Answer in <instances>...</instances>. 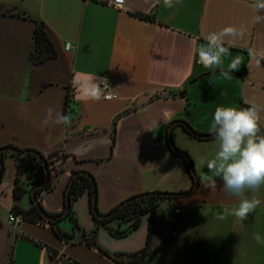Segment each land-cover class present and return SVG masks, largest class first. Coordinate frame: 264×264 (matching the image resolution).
I'll return each instance as SVG.
<instances>
[{
	"label": "crops",
	"instance_id": "1",
	"mask_svg": "<svg viewBox=\"0 0 264 264\" xmlns=\"http://www.w3.org/2000/svg\"><path fill=\"white\" fill-rule=\"evenodd\" d=\"M107 1L0 0V148L32 149L44 156L58 152L52 157L51 187L38 199L49 213L62 211L70 175L78 169L95 178L101 214L134 195L188 190L192 176L185 157L168 143L169 124L177 121L172 132L188 123L199 133H211L217 107H247L254 104L251 94L264 90V61L257 66L247 53L253 46L264 49V20L254 23L256 15L264 17V10L253 7L256 0H181L173 8L163 0H125L121 9ZM36 24L43 26L56 56L32 64ZM229 25L245 31L223 60L227 68L232 58H242L232 80L221 77L219 70L212 74L196 61L197 47L206 35ZM67 42L72 45L69 50L64 48ZM99 79L110 81L117 98L92 101L84 96L88 82ZM231 84L237 85L235 95ZM185 86V96L148 101L152 95L176 93ZM49 107L70 115V126L50 123L42 130ZM260 124L264 127V117ZM12 153H3V159L9 156L11 195L0 199V264H56L43 247L61 253L69 264H125L88 245L84 237L69 241L75 231L69 217L56 223L68 239L57 236L46 218L23 219L13 230L8 221L12 206L27 209L33 199L27 175L20 181L26 192L18 200L13 197L19 160ZM257 195L264 201V191ZM166 198L176 200L170 213L163 214L156 204L141 214L137 228L121 236L109 228L125 229L131 220L113 218L97 224L87 190L73 202L72 214L81 232L97 228V243L109 253H131L148 244L147 256L137 264H264V242L255 240L256 234L264 240V203L243 222L231 215L217 219L224 211L215 204L227 202L231 210L239 203L223 191L220 178L215 191L200 180L193 192L158 201Z\"/></svg>",
	"mask_w": 264,
	"mask_h": 264
},
{
	"label": "clouds",
	"instance_id": "2",
	"mask_svg": "<svg viewBox=\"0 0 264 264\" xmlns=\"http://www.w3.org/2000/svg\"><path fill=\"white\" fill-rule=\"evenodd\" d=\"M181 0H163L168 8L175 7ZM255 9L264 10V0H256L253 5ZM264 17L256 15L254 23H259ZM245 35L243 28L229 25L218 32H209L205 37V42L197 47L199 63L215 74L219 70V75L227 80H232V73L239 71L242 65V58L236 56L231 59L227 68L223 67V60L230 56V49L235 47V41ZM248 56L253 59L257 66L264 61V49L249 47ZM99 79L96 83L89 81L83 88L84 96L92 101L112 98L105 93L108 83L101 87ZM261 108L257 104L248 107H217L213 114L210 131L218 141V151L213 159L208 161L207 168L210 175L203 177L204 187L215 191L217 188V178L223 181V191L229 197L239 199L238 206L231 210L225 209L223 214L216 216L219 220H224L227 216H234L243 222L247 220L264 201L257 193L264 186V130L261 129ZM72 117L62 114L49 107L46 116L41 121L40 127L43 130L50 123L70 126ZM251 193L249 198L248 194ZM257 243H262L261 236L255 235Z\"/></svg>",
	"mask_w": 264,
	"mask_h": 264
},
{
	"label": "trees",
	"instance_id": "3",
	"mask_svg": "<svg viewBox=\"0 0 264 264\" xmlns=\"http://www.w3.org/2000/svg\"><path fill=\"white\" fill-rule=\"evenodd\" d=\"M55 56H56V51L51 41L49 40L43 26L41 24H36L32 34V44L29 54L31 63L38 64L44 62L48 58H53ZM186 92H187V88L185 86L178 93H180V96H185ZM66 103H67V95H66L65 104ZM182 128L185 132H187L191 136L198 139H202L196 136V133L198 132L195 129L192 128L188 130L185 127ZM38 153L41 156L45 157L47 166L49 168H50V164L52 163V157L58 154V152L56 151L46 156H44L40 152ZM11 155L14 156L17 160H19V163L17 164L15 177L13 179V187H12L13 197L15 198V200H18L19 198H21L23 193L26 192L25 186L23 185V183L20 182L22 175H27L30 179H32V181L30 182L31 187L39 183L44 178L43 159L42 157L34 153H26V154L12 153ZM184 162H185V167L190 174L189 164L186 160H184ZM28 172L31 173L32 175L30 176L29 174H27ZM69 185H70L69 197H68L69 201L67 203L66 198L64 197V206L62 211H64L67 208V206H69V209L66 215L63 217H69L73 223V226L78 227L76 218L72 214V205L73 202L77 199V197L83 191L87 190L89 193L90 211L97 224H105L108 222V220H111L113 218H120L121 220H131V223L125 229L119 230V229L109 228V231L115 236L124 235L127 232L137 228L140 223L141 214L147 211H152L156 206L157 201L161 198L156 196L139 197L120 207L122 203L136 196L134 195L120 202L115 207L110 209L109 212L105 213V214H109L114 210L118 209L116 212H114L113 215L107 217H98L97 216L98 210L97 212L95 210L97 208L96 206L97 187L93 175L85 170H81V169L75 170L70 175L68 185L65 189V194ZM50 187H51V181L49 179L42 187L37 188L35 191L37 199H39V194L42 191L49 190ZM11 211L13 213H21L24 219L32 220V221L35 220L38 221L44 218V216L41 214V211H44L46 214L52 216H56L62 212L61 211L59 213H49L41 207L39 201L37 202L33 201L31 206L28 207L27 209H22L17 204H14L11 208ZM59 219L48 220L49 226L51 227V229H53V231L57 234V236H59L62 239H68L69 235L66 232L62 231L56 224L59 221ZM82 232L84 234V238H83L84 242H86L90 246L97 248L101 253L109 256L110 258H112L113 260L119 263H125V264L138 263L142 261L149 252V245L146 244L143 248L131 253H124V252L109 253L107 250L102 248L97 243L96 240L97 228H94L90 231L82 230ZM151 232H152V222L150 223L148 229V235H150Z\"/></svg>",
	"mask_w": 264,
	"mask_h": 264
},
{
	"label": "rangeland",
	"instance_id": "4",
	"mask_svg": "<svg viewBox=\"0 0 264 264\" xmlns=\"http://www.w3.org/2000/svg\"><path fill=\"white\" fill-rule=\"evenodd\" d=\"M194 85H195V83H194ZM230 86L233 88L234 95H235V90L237 89V85L233 86V84H231ZM198 88L199 87H197L196 90H198ZM261 90L262 91L261 92L259 91V93H257V91H256L253 94H251V99L253 100V102L255 104L260 106V108H261L260 115H261V118H263L264 117V90L263 89H261ZM236 95H239V94L236 93ZM236 101L239 102L240 99L238 98ZM247 105L250 106L252 104H247ZM261 127L264 129V127L262 125H261ZM184 133H185L184 130L180 126H177L172 132V134H173L172 137H173L175 145L178 148L187 152L190 155V157L192 158L194 169H195V172L198 176V180H199V184H200V180L202 181L203 177H205L206 175H210L209 172L204 171L203 165L206 162L205 159L207 160L209 158L208 160L210 161L211 159L214 158L216 152L218 151V141L216 140L215 137L214 138H208V139H198V138L191 136L190 134H184ZM6 157H7L6 160H8L9 156H6ZM6 160H5V158L3 159L4 167H3L2 180L0 183V189L7 190L8 193L3 194L1 192L2 190H0V199L1 200L5 199L7 194L11 195V192L9 191L10 183H7V178H8L9 171H10L9 170L10 164H9V161H6ZM200 176H202V177H200ZM192 181H193V179H192ZM192 186H193V183H192ZM260 190L264 191V186H262L260 188ZM216 199H217V197L215 196V200ZM173 201H176V200H173L170 198L160 200V201H158L156 208L159 211H162L163 214L170 213V211L173 210V204H172ZM214 206L219 208V210H221V211H224L225 209L229 208V205L227 202H223L221 205L215 204Z\"/></svg>",
	"mask_w": 264,
	"mask_h": 264
},
{
	"label": "water",
	"instance_id": "5",
	"mask_svg": "<svg viewBox=\"0 0 264 264\" xmlns=\"http://www.w3.org/2000/svg\"><path fill=\"white\" fill-rule=\"evenodd\" d=\"M179 96H180V93H178V92H176V93L165 92V93H159V94L152 95L148 99V101H152V100H155V99H158V98H165V99L171 98V99H173V98H177ZM129 110H131V109H129ZM126 112H128V111H124L123 113H126ZM176 122L177 121H172L169 124V126H168V133H167L168 143H169L170 147L175 152H178L181 155H183L185 157L186 161L188 162L189 168H190V173H191V176H192V179H193V186L190 187L188 190L182 191V192H179V193L167 192V191H151V192L139 194V195H136V196L132 197L131 199L125 201L124 203H122L120 207H122L124 204H126V203H128V202H130V201H132V200H134L136 198H139V197L156 196V197L165 198V197L187 195L188 193L193 192L199 186V180H198V176H197V174L195 172V169H194L193 161L191 160L189 155L186 154L185 151L180 150L174 144L171 132H172V128L174 127ZM183 124H184L186 129H188V130L192 129V127L188 123H183ZM113 129H114V122L112 123V132H113ZM261 129L264 130L262 127H261ZM196 136L199 137V138H202V139H208V138L215 137L212 132L211 133H199L198 132V133H196ZM5 151H10V152L19 153V154L34 153V154L42 157V159H43V167H44V178L39 183L35 184L32 187V189H31L32 199H33L34 202H37L38 199H37L36 192H35L36 189L39 188V187H42L50 179V169L47 166L45 157L41 156L37 151L32 150V149H17V148L11 147V146L1 147L0 148V181H1L2 171H3V167H4V165H3V153ZM69 188H70V185L68 186V189H67L66 194H65V198H66V202L67 203L69 201V198H68L69 197ZM68 209H69V206H67V208L64 211H62L60 214H58L56 216L48 215L44 211H41V214L47 220H54V219H59V218L65 216L67 211H68ZM95 210L97 212V208ZM117 210L118 209L114 210L113 212H111L109 214H101V213L97 212V216L98 217H107V216L113 215L114 212H116ZM74 230L75 231H74L73 236L70 237L68 240L71 241V242H79L84 237V234L81 232L79 227H75Z\"/></svg>",
	"mask_w": 264,
	"mask_h": 264
},
{
	"label": "built area",
	"instance_id": "6",
	"mask_svg": "<svg viewBox=\"0 0 264 264\" xmlns=\"http://www.w3.org/2000/svg\"><path fill=\"white\" fill-rule=\"evenodd\" d=\"M107 5L115 8V9H121L124 7L125 4V0H108ZM65 50H69L72 48V45L67 42L64 45ZM196 61L199 63V57L196 59ZM105 80L108 83V87L105 88V93L106 95L112 97L109 99H102V100H111L114 98H117V95L114 94L113 92L110 91L109 87H110V81L108 79H104L101 82V87H103V85L105 84ZM70 90L67 93V101L69 100V94H70ZM68 103V102H67ZM66 103V104H67ZM32 181V179H30V182ZM179 213V209H175V214ZM23 215L21 213H11L9 215L8 221L10 224H12V228L13 230H16L19 223L23 220ZM173 221L176 222L177 221V217H173ZM171 235H175V231H171ZM42 250L44 251L45 254H47L49 257H51L53 260H55L56 264H69L71 261L67 258L64 257L61 253L59 252H51L48 249H46L45 247L42 248ZM41 264H50L47 261H42ZM133 264H137V263H133Z\"/></svg>",
	"mask_w": 264,
	"mask_h": 264
},
{
	"label": "flooded vegetation",
	"instance_id": "7",
	"mask_svg": "<svg viewBox=\"0 0 264 264\" xmlns=\"http://www.w3.org/2000/svg\"><path fill=\"white\" fill-rule=\"evenodd\" d=\"M49 169H50V172L53 170V167H51V164H50V168Z\"/></svg>",
	"mask_w": 264,
	"mask_h": 264
}]
</instances>
